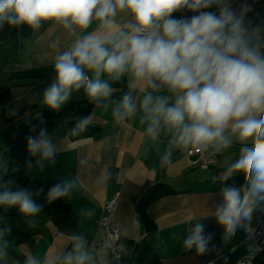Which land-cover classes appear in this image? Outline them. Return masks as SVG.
<instances>
[{
  "label": "crops",
  "instance_id": "obj_1",
  "mask_svg": "<svg viewBox=\"0 0 264 264\" xmlns=\"http://www.w3.org/2000/svg\"><path fill=\"white\" fill-rule=\"evenodd\" d=\"M221 1L241 19L250 39L255 41L259 37L260 50L264 54V0ZM213 8L215 4L206 10L213 11ZM114 19L125 32L130 31L127 25L136 23L134 15L127 10H118ZM100 31V21L94 17L86 29L76 25L65 27L55 20L41 21L38 28L29 25L24 28L18 35L19 39L24 36L20 51L0 66V91L8 89L0 98L4 117L23 123L38 118L41 110L49 109L44 103V93L53 84L56 73L50 71L46 78L34 79L30 71L53 66L55 57L69 51L77 39ZM106 47L111 48V45ZM7 52L9 48L5 44L0 48V59ZM85 74L94 78L91 70L85 69ZM100 79L112 88L108 97L98 101L92 99L96 107L88 120L99 125L100 131L92 137L72 139L65 121H60L46 136L53 147V156L45 159L41 152L33 153L35 166L24 172L28 178L36 180H60L63 188L67 187L60 199L69 205L71 216L55 222L44 212L23 213L32 236L15 247V253H23L27 261L31 259L34 264H69V256L73 257L71 264H76V246L80 245L79 252L88 257L84 264H109L108 252L98 246L103 230L94 224L105 199L115 195L118 200L112 220L118 225V237L139 245L145 242L163 264H204L208 261L239 264L252 247V244L242 243L243 231L250 220L242 218L234 234L226 240V229L218 222L216 211L224 203L225 188L239 190L241 197L250 190V176L243 171L227 173L239 159L241 149L251 146V139L241 141L228 128L225 135L230 144L219 149L205 148L216 157L209 168H200L195 157L186 153V149L193 147L176 142L178 130L168 128L161 119L155 138L148 132L151 120L141 107L144 97L150 94L153 104L157 98H166L167 106H172L176 93L159 81L155 82L156 88L135 81L130 72H125L118 80L102 73ZM125 94L131 96L135 111L120 120L113 112ZM69 97L74 101L91 99L84 87L72 90ZM3 126L0 117V128ZM4 165L0 163L5 169ZM154 182L166 183L175 193L160 195L148 204L145 211L155 224V230L146 234L135 204L147 185ZM251 200V217L264 216V192L255 194ZM198 224L203 226L202 235L211 237L204 253H198L195 246L186 248L184 243ZM120 262L134 264L133 255H126ZM0 264L19 263L12 255L0 253ZM249 264H264V250L252 257Z\"/></svg>",
  "mask_w": 264,
  "mask_h": 264
},
{
  "label": "clouds",
  "instance_id": "obj_2",
  "mask_svg": "<svg viewBox=\"0 0 264 264\" xmlns=\"http://www.w3.org/2000/svg\"><path fill=\"white\" fill-rule=\"evenodd\" d=\"M221 0H0V23L27 24L38 28L41 21L55 20L65 27L88 28L93 17L100 21L102 31L77 39L69 51L55 57L56 82L44 93V103L58 109L72 90L81 87L89 98L108 97L112 88L101 81L102 73L118 80L130 72L135 81L156 88V81L177 94L174 105L166 98L144 97L141 107L151 120L148 128L155 138L163 120L165 126L178 130L177 143L192 146L196 151L214 146L227 147L230 128L239 140L251 139L250 147L241 149L239 159L228 169L243 171L251 177L250 190L241 197L239 190L225 188L224 203L216 211L218 222L226 229L227 240L240 220L251 218V198L264 192V54L259 37L246 35L242 21L225 5L219 15L203 11ZM187 8L197 14L177 19L172 13ZM129 11L135 24L125 32L115 22L117 11ZM111 45V48L106 47ZM91 70L94 78L85 74ZM151 105V107H150ZM123 110V111H122ZM135 111L130 95L125 94L113 112L124 119ZM189 123H185V121ZM84 119L79 127L88 124ZM28 148L41 152L42 158L53 156V147L44 131L40 138L30 137ZM43 168V164L40 165ZM67 187H53L49 199L65 195ZM20 205L25 214L39 211L27 191H5L0 204ZM197 225L185 247H196L204 253L211 237L202 235ZM76 264L88 258L76 246ZM73 257L69 256V264ZM27 264H34L29 259Z\"/></svg>",
  "mask_w": 264,
  "mask_h": 264
},
{
  "label": "trees",
  "instance_id": "obj_3",
  "mask_svg": "<svg viewBox=\"0 0 264 264\" xmlns=\"http://www.w3.org/2000/svg\"><path fill=\"white\" fill-rule=\"evenodd\" d=\"M28 25H12L7 21L0 23V33L4 39L1 41L0 48L8 45L9 52L3 54L0 59V66L20 51L24 36L20 39L18 35ZM54 70V65L48 68H35L30 71L31 78L43 79L50 75ZM56 82V77L54 82ZM8 89L0 91V98L6 95ZM96 107V102L92 99L84 101H74L72 98L63 102L58 109H43L38 118L27 120L23 123L13 118L4 117L3 107H0V117L3 119L4 126L0 128V163H5L6 168L0 174V194L5 191H27L35 205L39 206L38 212H44L55 222L68 219L71 214L70 207L61 202L60 197L49 199V191L56 185L63 188L60 180H36L24 175L27 168L35 166L33 153L28 148L30 137L39 139L41 131L47 136L60 121L64 120L69 137L87 138L92 137L100 131V126L88 122L82 129L79 124L87 119ZM89 121V120H88ZM175 190L164 182H154L142 191L135 204V210L143 223L146 234H152L155 224L146 213V207L156 197L160 195L172 194ZM20 205L0 204V253L12 255L19 264H26V256L23 253H15L14 248L27 242L32 236L29 224L22 216ZM145 242L137 244L132 254L134 264H163L158 255Z\"/></svg>",
  "mask_w": 264,
  "mask_h": 264
},
{
  "label": "built area",
  "instance_id": "obj_4",
  "mask_svg": "<svg viewBox=\"0 0 264 264\" xmlns=\"http://www.w3.org/2000/svg\"><path fill=\"white\" fill-rule=\"evenodd\" d=\"M226 4L221 1L219 4H215L213 12L219 15V10ZM228 7V6H227ZM229 8V7H228ZM207 11L206 9H202ZM229 10H231L229 8ZM197 13L188 10L187 8L178 9L172 13V16L177 19L188 18ZM188 156H194L195 162L200 168L207 169L215 161V154L202 148L201 151L190 148L186 149ZM117 196H111L105 199L101 207L96 220L95 226L97 229L103 230V238L98 245L103 250H106L109 255V264H120L124 257L128 254H133L137 246L134 242H126L120 239L118 225L112 220V216L117 206ZM244 237L242 239L243 244H252L250 250L239 261V264H249L250 259L254 258L259 252L264 250V216L254 215L250 218L248 225L244 229ZM92 248L96 246L92 243ZM204 264H214L213 261H208Z\"/></svg>",
  "mask_w": 264,
  "mask_h": 264
},
{
  "label": "rangeland",
  "instance_id": "obj_5",
  "mask_svg": "<svg viewBox=\"0 0 264 264\" xmlns=\"http://www.w3.org/2000/svg\"><path fill=\"white\" fill-rule=\"evenodd\" d=\"M3 39H4V37H3V35L0 33V44L2 43L1 41H3ZM4 166H5V165H4ZM3 169H4V168H1V167H0V174L2 173Z\"/></svg>",
  "mask_w": 264,
  "mask_h": 264
},
{
  "label": "water",
  "instance_id": "obj_6",
  "mask_svg": "<svg viewBox=\"0 0 264 264\" xmlns=\"http://www.w3.org/2000/svg\"><path fill=\"white\" fill-rule=\"evenodd\" d=\"M133 259H134V257H133Z\"/></svg>",
  "mask_w": 264,
  "mask_h": 264
}]
</instances>
